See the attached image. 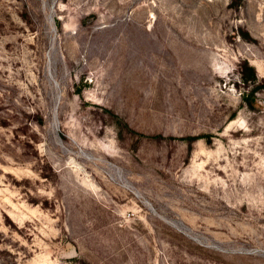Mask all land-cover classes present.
<instances>
[{
  "label": "rangeland",
  "instance_id": "1",
  "mask_svg": "<svg viewBox=\"0 0 264 264\" xmlns=\"http://www.w3.org/2000/svg\"><path fill=\"white\" fill-rule=\"evenodd\" d=\"M0 264H264V0H0Z\"/></svg>",
  "mask_w": 264,
  "mask_h": 264
}]
</instances>
